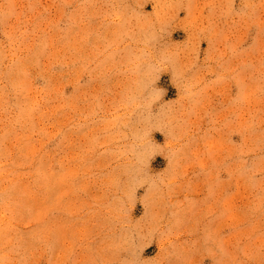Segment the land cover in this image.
<instances>
[{
	"label": "rangeland",
	"instance_id": "rangeland-1",
	"mask_svg": "<svg viewBox=\"0 0 264 264\" xmlns=\"http://www.w3.org/2000/svg\"><path fill=\"white\" fill-rule=\"evenodd\" d=\"M0 264H264V0H0Z\"/></svg>",
	"mask_w": 264,
	"mask_h": 264
}]
</instances>
